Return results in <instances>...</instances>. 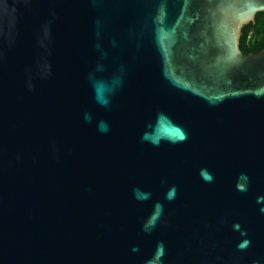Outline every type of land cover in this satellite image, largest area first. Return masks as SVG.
<instances>
[{
	"label": "water",
	"instance_id": "1",
	"mask_svg": "<svg viewBox=\"0 0 264 264\" xmlns=\"http://www.w3.org/2000/svg\"><path fill=\"white\" fill-rule=\"evenodd\" d=\"M259 11L0 0V264H264Z\"/></svg>",
	"mask_w": 264,
	"mask_h": 264
},
{
	"label": "trees",
	"instance_id": "2",
	"mask_svg": "<svg viewBox=\"0 0 264 264\" xmlns=\"http://www.w3.org/2000/svg\"><path fill=\"white\" fill-rule=\"evenodd\" d=\"M243 54L264 48V11L255 14V22L242 27L239 44Z\"/></svg>",
	"mask_w": 264,
	"mask_h": 264
},
{
	"label": "clouds",
	"instance_id": "3",
	"mask_svg": "<svg viewBox=\"0 0 264 264\" xmlns=\"http://www.w3.org/2000/svg\"><path fill=\"white\" fill-rule=\"evenodd\" d=\"M205 178H206V179H209V180L211 179L210 175H209V176H206Z\"/></svg>",
	"mask_w": 264,
	"mask_h": 264
},
{
	"label": "snow or ice",
	"instance_id": "4",
	"mask_svg": "<svg viewBox=\"0 0 264 264\" xmlns=\"http://www.w3.org/2000/svg\"><path fill=\"white\" fill-rule=\"evenodd\" d=\"M177 135H179V133H177Z\"/></svg>",
	"mask_w": 264,
	"mask_h": 264
}]
</instances>
